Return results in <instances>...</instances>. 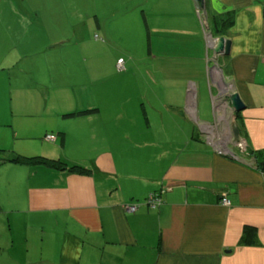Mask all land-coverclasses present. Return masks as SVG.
<instances>
[{
  "label": "crops",
  "instance_id": "1",
  "mask_svg": "<svg viewBox=\"0 0 264 264\" xmlns=\"http://www.w3.org/2000/svg\"><path fill=\"white\" fill-rule=\"evenodd\" d=\"M3 8L0 158L42 156L91 170L0 164V204L25 215L18 224L30 230L24 238L32 255L24 264H264V0H205L210 23L234 12V25L219 35L231 40L229 55L209 54L218 75L206 69L179 99L147 102L138 113L113 110L114 101L103 106L91 88L77 92L69 110L50 107L61 94L50 81L39 83L37 71L42 79L55 76L48 61L54 42L38 50L31 39L51 34L32 32L38 16L31 10L8 14L6 2ZM226 86L245 103L231 155L229 142L210 139L230 133L224 122L231 107L214 103ZM33 90L46 93L40 103ZM37 115L44 117L40 125L30 121ZM159 189L167 190L157 209L141 204ZM223 196L229 206L220 203ZM133 203L140 206L128 212Z\"/></svg>",
  "mask_w": 264,
  "mask_h": 264
},
{
  "label": "rangeland",
  "instance_id": "2",
  "mask_svg": "<svg viewBox=\"0 0 264 264\" xmlns=\"http://www.w3.org/2000/svg\"><path fill=\"white\" fill-rule=\"evenodd\" d=\"M5 2L8 14L14 10L29 14L31 10L33 18L38 16L36 30L32 32L46 30L52 36H36L31 41L38 50L45 48L47 42H54L48 59L55 73L53 80L46 76L40 78L41 71L37 74L39 83L50 81L53 93L61 94L60 100L50 103L55 110L58 107L69 110V106L77 103V92L86 94L91 88L103 106L104 100L114 101L111 109L138 113L149 109L147 102L153 105V102L179 99L181 88L182 92L190 83L196 85L203 75L206 77V69L216 67L213 54L209 55L207 30L200 24L193 0H3L0 12ZM207 20L209 24L210 19ZM119 59L123 61L121 70L117 69ZM218 72L214 70L212 74L218 75ZM160 80L175 82L159 87ZM59 89L63 92L59 93ZM230 90L226 86L220 97L214 99L215 103L221 106L226 103L228 107L225 99ZM32 92L40 103L44 92ZM199 108H204L203 101ZM230 120L228 117L224 122L230 131L228 135L210 136L218 143L229 142V155L237 144ZM30 121L40 125L44 117L37 115ZM235 150L238 151L236 147ZM24 216L0 204V264H24L25 256L32 255L31 241L26 243L24 238V232L30 230L18 224L24 223L21 218Z\"/></svg>",
  "mask_w": 264,
  "mask_h": 264
},
{
  "label": "trees",
  "instance_id": "3",
  "mask_svg": "<svg viewBox=\"0 0 264 264\" xmlns=\"http://www.w3.org/2000/svg\"><path fill=\"white\" fill-rule=\"evenodd\" d=\"M233 15H234V12L232 10H228L221 15H216V16L212 17V21L209 24V27H210V30L212 31L213 36L222 35L225 30H227L228 28H230L234 25ZM87 112L88 111L72 113L71 115L84 114ZM237 117H238V114H237ZM3 162H11L14 164L46 167V168L63 170V171H68V172H72V173H79V174H87V173L91 172L90 169L83 167V166H80V165H68L65 161H61L60 159H50V158H46V157H42V156L28 157V156L16 155L14 158H11V159L0 158V164H2ZM159 190H157V191H159ZM152 192H156V191H152ZM145 198H144V200H145ZM144 200L141 202L142 205H144ZM148 209H150V208H148ZM252 233H253V231L250 229L247 230V232H246L245 242L247 244L252 242V238H251Z\"/></svg>",
  "mask_w": 264,
  "mask_h": 264
},
{
  "label": "water",
  "instance_id": "4",
  "mask_svg": "<svg viewBox=\"0 0 264 264\" xmlns=\"http://www.w3.org/2000/svg\"><path fill=\"white\" fill-rule=\"evenodd\" d=\"M195 11L199 14L201 21L204 24L205 29H209V24L207 20V15L205 12V0H193ZM231 48V40L226 39L223 36L216 37L214 39V46L212 47V51L216 54L229 55ZM227 99L229 105L232 110L231 117V129L234 137V141L240 140L239 128L237 125V114H239L242 110L245 109V103L240 98L239 94L228 93Z\"/></svg>",
  "mask_w": 264,
  "mask_h": 264
},
{
  "label": "built area",
  "instance_id": "5",
  "mask_svg": "<svg viewBox=\"0 0 264 264\" xmlns=\"http://www.w3.org/2000/svg\"><path fill=\"white\" fill-rule=\"evenodd\" d=\"M206 38H207V44L209 47H211L213 45V39L211 37L210 34H206ZM123 61L121 59L118 60L117 62V69L118 70H121L123 68ZM45 139L47 141H54L55 140V137L54 135H46L45 136ZM167 189H160L159 191H156V192H151L147 195V197L145 198L144 200V205L150 209H156L158 208L162 203H163V195H164V192L166 191ZM221 204L225 205V206H229L231 204L230 200L226 197V196H223L221 198V201H220ZM140 206L139 203H133V204H130V205H127L125 206L126 210L128 212H136L138 207Z\"/></svg>",
  "mask_w": 264,
  "mask_h": 264
},
{
  "label": "clouds",
  "instance_id": "6",
  "mask_svg": "<svg viewBox=\"0 0 264 264\" xmlns=\"http://www.w3.org/2000/svg\"><path fill=\"white\" fill-rule=\"evenodd\" d=\"M198 16H199V14H198ZM200 18V17H199ZM201 20V19H200ZM201 23L203 24V22L201 21ZM204 25V24H203ZM207 30V34H210L211 35V37H212V39H213V37H214V39L216 38V36H213V34L211 33V31H210V27H209V29H206ZM208 31H210V33H208ZM214 39H213V45L211 46V47H209L208 46V49L210 50V51H212V47L214 46ZM208 45V44H207ZM228 94V93H227ZM227 94H226V97H227ZM226 101L228 102V99H226ZM214 103H215V101H214ZM228 104H229V102H228ZM230 106V105H229ZM48 135V134H47ZM46 136V135H45Z\"/></svg>",
  "mask_w": 264,
  "mask_h": 264
},
{
  "label": "flooded vegetation",
  "instance_id": "7",
  "mask_svg": "<svg viewBox=\"0 0 264 264\" xmlns=\"http://www.w3.org/2000/svg\"><path fill=\"white\" fill-rule=\"evenodd\" d=\"M226 99H227V97H226ZM226 99H225V100H226Z\"/></svg>",
  "mask_w": 264,
  "mask_h": 264
}]
</instances>
